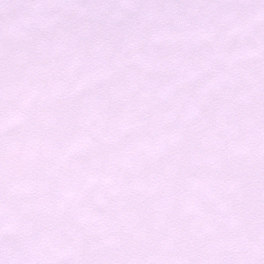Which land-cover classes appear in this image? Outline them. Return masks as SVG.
Here are the masks:
<instances>
[{"label":"snow or ice","instance_id":"obj_1","mask_svg":"<svg viewBox=\"0 0 264 264\" xmlns=\"http://www.w3.org/2000/svg\"><path fill=\"white\" fill-rule=\"evenodd\" d=\"M0 264H264V0H0Z\"/></svg>","mask_w":264,"mask_h":264}]
</instances>
